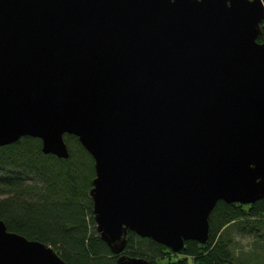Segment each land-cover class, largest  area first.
<instances>
[{"label":"water","instance_id":"95a60500","mask_svg":"<svg viewBox=\"0 0 264 264\" xmlns=\"http://www.w3.org/2000/svg\"><path fill=\"white\" fill-rule=\"evenodd\" d=\"M264 0H0V147L95 160L97 230L206 244L220 200L264 199ZM0 264H69L0 219Z\"/></svg>","mask_w":264,"mask_h":264},{"label":"trees","instance_id":"16d2710c","mask_svg":"<svg viewBox=\"0 0 264 264\" xmlns=\"http://www.w3.org/2000/svg\"><path fill=\"white\" fill-rule=\"evenodd\" d=\"M258 41H264V21ZM65 139L67 159L45 154L42 140L31 136L0 147V219L10 231L51 245L69 264H118L119 255L102 240L94 218L95 160L77 136ZM263 227L264 199L254 204L220 200L210 215L206 244L189 240L175 253L129 231L124 253L149 264H251L235 254L231 231L256 234Z\"/></svg>","mask_w":264,"mask_h":264},{"label":"rangeland","instance_id":"374dc122","mask_svg":"<svg viewBox=\"0 0 264 264\" xmlns=\"http://www.w3.org/2000/svg\"><path fill=\"white\" fill-rule=\"evenodd\" d=\"M232 236H234V249L239 247V245L235 241V235H240L242 237H251L252 239V251L251 252H243L238 255L239 258H246L248 257L251 264H264V227L260 229L259 232L256 234H243L239 231L232 230ZM259 234V236L257 235ZM260 239V240H259Z\"/></svg>","mask_w":264,"mask_h":264},{"label":"clouds","instance_id":"9594fccd","mask_svg":"<svg viewBox=\"0 0 264 264\" xmlns=\"http://www.w3.org/2000/svg\"><path fill=\"white\" fill-rule=\"evenodd\" d=\"M235 241L239 247L235 248V254L239 255L241 251L251 252L252 249V239L251 237H242L240 235H235Z\"/></svg>","mask_w":264,"mask_h":264}]
</instances>
